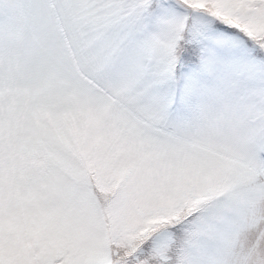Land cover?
<instances>
[{
	"label": "snow or ice",
	"instance_id": "obj_1",
	"mask_svg": "<svg viewBox=\"0 0 264 264\" xmlns=\"http://www.w3.org/2000/svg\"><path fill=\"white\" fill-rule=\"evenodd\" d=\"M0 264H264V0H0Z\"/></svg>",
	"mask_w": 264,
	"mask_h": 264
}]
</instances>
